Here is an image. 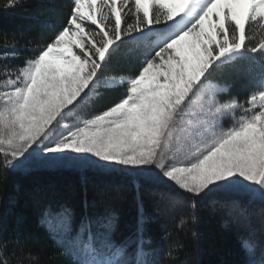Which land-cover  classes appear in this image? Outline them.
Returning a JSON list of instances; mask_svg holds the SVG:
<instances>
[{"label": "snow or ice", "instance_id": "6c2138e0", "mask_svg": "<svg viewBox=\"0 0 264 264\" xmlns=\"http://www.w3.org/2000/svg\"><path fill=\"white\" fill-rule=\"evenodd\" d=\"M252 24L264 31V0H72L64 24L6 81L12 89L0 92V169L25 175L69 170L85 185L88 171L133 177L135 241L114 240L119 215L96 201L89 212L83 200L76 227L69 203L43 207L41 223L54 236L59 232L75 264H150L144 246L151 239L144 233L152 217L144 210L141 178L195 197L228 192L264 201V87L245 104L219 99L225 89L206 83L234 57L264 55V40L246 43ZM144 38L154 46L136 73L111 81L122 86L117 98L90 118L64 125L102 95L114 48ZM232 205L240 207L239 201ZM258 247L259 258L251 259L256 253L245 241L241 264H264V244Z\"/></svg>", "mask_w": 264, "mask_h": 264}, {"label": "trees", "instance_id": "16d2710c", "mask_svg": "<svg viewBox=\"0 0 264 264\" xmlns=\"http://www.w3.org/2000/svg\"><path fill=\"white\" fill-rule=\"evenodd\" d=\"M71 3L72 0H17L9 7L7 0H0V92L4 91L6 81L15 79L26 61L34 58L48 37L64 24ZM125 19L127 23L133 22ZM262 40L264 31L259 25L247 28L249 47ZM153 46L154 40L148 38L119 43L103 70L102 79L109 83L99 89L102 95L83 114H72L64 125L77 117L90 118L110 105L123 90L110 80L135 74ZM206 83L225 89L218 93L219 99L231 97L246 104L253 92L264 87V55L258 50L234 57L216 67ZM240 114L238 110L237 116ZM224 124L230 126L231 121L225 120ZM84 175L86 185L81 183L80 173L69 170L40 169L25 175L0 169V264H75L67 243L56 238L59 232L54 236L41 223V211L49 203L53 207L69 203L75 211L73 227H76L85 214L83 200H88L89 212L95 211L91 204L96 201L98 208L110 207L118 213L113 234L117 243L125 238L136 240L133 177L123 172L88 171ZM140 183L145 213L152 217L144 233L151 239L144 246L147 252L144 259L150 264H241L245 241L256 253L255 256L250 253L249 258H259L258 246L264 244V201L228 192L195 197L167 184L150 183L142 178ZM233 201H239L240 207H233ZM241 208L245 210L243 215Z\"/></svg>", "mask_w": 264, "mask_h": 264}, {"label": "rangeland", "instance_id": "374dc122", "mask_svg": "<svg viewBox=\"0 0 264 264\" xmlns=\"http://www.w3.org/2000/svg\"><path fill=\"white\" fill-rule=\"evenodd\" d=\"M218 7H220V5H218ZM126 78H128V77H118V78H113V79L110 80V82H111V81H121V80H124V79H126ZM112 84H118V83H112ZM11 89H12V86H11L10 84L6 83L3 92L10 91ZM77 118H78V117H77ZM77 118L74 119L72 122H70L69 125L72 124V123H74V122L77 120ZM79 118H82V117H79ZM83 119H84V118H83Z\"/></svg>", "mask_w": 264, "mask_h": 264}]
</instances>
